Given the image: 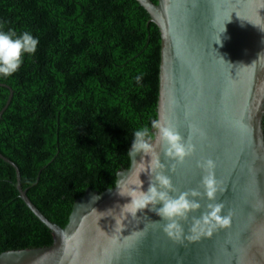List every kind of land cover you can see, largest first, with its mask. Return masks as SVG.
Here are the masks:
<instances>
[{
	"label": "water",
	"instance_id": "water-1",
	"mask_svg": "<svg viewBox=\"0 0 264 264\" xmlns=\"http://www.w3.org/2000/svg\"><path fill=\"white\" fill-rule=\"evenodd\" d=\"M136 1L161 37L156 119L175 124L195 145L194 154L166 174L179 191L203 193L201 180L207 173L196 163L214 160V174L224 188L215 202L225 204L223 214L231 210V223L208 235L197 223L209 202L203 197L198 198L202 207L181 221L179 240L163 232L166 221L145 231L143 215L160 219L147 209L137 214L140 221L129 217L124 229L114 232L115 219H100L99 213L130 199L118 197L115 188L135 167L130 157L115 185L101 192L88 187L61 226L29 199L19 168L0 152L15 169L19 197L53 235L50 246L1 253L0 264H264V0ZM228 20L221 46L214 41ZM6 88L0 118L13 94ZM193 126L199 131L193 132ZM142 155L135 160L140 162ZM160 156L169 163L162 151ZM140 179L146 191L147 174ZM93 196L100 199L91 203Z\"/></svg>",
	"mask_w": 264,
	"mask_h": 264
},
{
	"label": "trees",
	"instance_id": "trees-1",
	"mask_svg": "<svg viewBox=\"0 0 264 264\" xmlns=\"http://www.w3.org/2000/svg\"><path fill=\"white\" fill-rule=\"evenodd\" d=\"M0 26L40 41L16 74L0 79V111L6 86L13 91L0 152L19 168L29 199L64 226L88 187L115 185L131 163L134 130L157 118L160 32L136 0H0ZM52 242L0 158V254Z\"/></svg>",
	"mask_w": 264,
	"mask_h": 264
},
{
	"label": "clouds",
	"instance_id": "clouds-1",
	"mask_svg": "<svg viewBox=\"0 0 264 264\" xmlns=\"http://www.w3.org/2000/svg\"><path fill=\"white\" fill-rule=\"evenodd\" d=\"M220 31L216 44H221V35L226 32V23ZM39 38L34 37L29 31L17 33L15 30L5 31L0 26V79L8 78L16 74L24 63L25 56L34 55L39 45ZM143 75H137L135 81L139 84ZM193 132L199 130L193 126ZM159 149V151H158ZM161 151L168 164L161 162ZM195 151V145L191 142V137L187 140L180 134L177 126L166 118L154 119L150 126H141L134 130L132 136L131 150L128 155L132 157L135 167L130 170V174L120 179L116 185V195L120 198H130L123 205L117 203L114 208L100 212V219L111 216L115 219L114 232L124 229V221L129 217L133 221H140L137 214L148 212L160 217L159 220H151L147 215H143L148 223L144 224L143 229L160 227L163 224V232L172 239L179 240L183 234L182 220H186L189 213L198 210L202 205L198 198L206 197V211L198 218L197 223H201L211 235L217 227H227L232 220V212L223 214L224 203H216L218 193H222L224 188L217 180L214 169L216 163L212 159L197 161L196 166L204 171L206 175L202 177L201 184L203 193L195 189L179 191L172 182L167 172H174L177 164H182ZM143 154L140 162L135 160L137 154ZM144 157H150L145 160ZM141 173L148 176V188L143 190L144 182L140 179ZM178 193V194H177ZM99 196H93L91 203H95ZM160 205L159 207H157ZM119 212H116V209Z\"/></svg>",
	"mask_w": 264,
	"mask_h": 264
}]
</instances>
